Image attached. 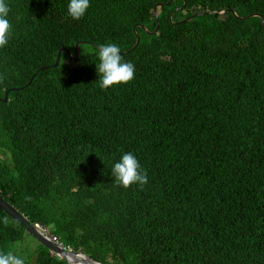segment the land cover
I'll return each mask as SVG.
<instances>
[{"label": "trees", "instance_id": "obj_1", "mask_svg": "<svg viewBox=\"0 0 264 264\" xmlns=\"http://www.w3.org/2000/svg\"><path fill=\"white\" fill-rule=\"evenodd\" d=\"M6 3L0 195L103 264H264V0H90L79 21L69 0ZM108 43L136 72L102 90ZM126 152L142 188L111 174ZM26 234L0 208V251ZM20 249L67 264L38 241Z\"/></svg>", "mask_w": 264, "mask_h": 264}, {"label": "clouds", "instance_id": "obj_2", "mask_svg": "<svg viewBox=\"0 0 264 264\" xmlns=\"http://www.w3.org/2000/svg\"><path fill=\"white\" fill-rule=\"evenodd\" d=\"M182 5H184V3ZM89 7L90 0H69L67 14L73 20L79 21L85 16ZM224 12L225 10L219 11V13ZM9 13L10 7L6 3V0H0V49L5 48L8 45L13 34V25L8 19ZM210 13H216V11H211ZM155 17L156 22L159 25L157 10L155 11ZM261 17L262 16H260V18ZM146 31L148 30L146 29ZM96 54L99 60V63L96 64L97 73L99 75V87L102 90H108L122 84H128L134 80L136 72L134 64L123 60L120 54V48L115 43L99 45ZM5 78L6 76L4 74H0V81H3ZM111 174L115 178L117 184L124 188H129L132 185H139L142 188L149 182L147 171L141 167L137 157L131 152L122 154L120 160L114 163L111 169ZM3 222L7 224V218H5ZM46 231L48 230L46 229ZM48 235L50 238L51 236H54L49 231ZM53 241L62 244L59 239ZM21 247L22 245L17 242V244L11 246L8 251H0V264H25V258L19 251ZM64 247L66 249H71L66 246Z\"/></svg>", "mask_w": 264, "mask_h": 264}, {"label": "water", "instance_id": "obj_3", "mask_svg": "<svg viewBox=\"0 0 264 264\" xmlns=\"http://www.w3.org/2000/svg\"><path fill=\"white\" fill-rule=\"evenodd\" d=\"M155 8H157V5L155 6ZM231 12L233 15H237L233 9L231 10ZM252 16H258V14H256V13L250 14L247 16V18L252 17ZM261 22H262V26L264 27V20L262 17H261ZM157 27H158V24L156 22V26H155L153 32L156 31ZM134 28H135V26H134ZM138 41H139V36L136 33V41L133 44L132 48H134L138 44ZM81 42H83V41H78L75 43V45H74L75 50H74L73 56H72L70 50L65 49V51L68 53V56L71 59H73V60L78 59V56H79L78 45ZM61 49H59L57 51V57H56V60L54 62V66H57V64L59 62ZM44 67L45 66L40 67V68H44ZM7 96H8V91L5 92L4 97H3V101L7 100ZM0 208L6 214H8L12 219H14L20 225H22L24 227L25 231L27 233H29L31 236H33L36 241H38L43 246L47 247V249L49 250V252L51 254H54L57 257H59L60 259L65 260L67 262V264H103L100 261H97L94 258H92L91 256H89L88 254L84 253L80 249L73 251L71 249H66L62 244L55 243L49 237L48 231H46V229L44 227H41L38 223H31L25 215H23L21 212H19L18 209H16L9 201L4 199L1 195H0Z\"/></svg>", "mask_w": 264, "mask_h": 264}, {"label": "rangeland", "instance_id": "obj_4", "mask_svg": "<svg viewBox=\"0 0 264 264\" xmlns=\"http://www.w3.org/2000/svg\"><path fill=\"white\" fill-rule=\"evenodd\" d=\"M19 243L22 245V247H21L22 250L26 251L27 247H28V244L35 245L36 244V240L33 237H31L30 235L26 234L25 237H24V240L22 242H19Z\"/></svg>", "mask_w": 264, "mask_h": 264}, {"label": "built area", "instance_id": "obj_5", "mask_svg": "<svg viewBox=\"0 0 264 264\" xmlns=\"http://www.w3.org/2000/svg\"><path fill=\"white\" fill-rule=\"evenodd\" d=\"M51 238L55 241H57L58 239L55 236H51Z\"/></svg>", "mask_w": 264, "mask_h": 264}]
</instances>
